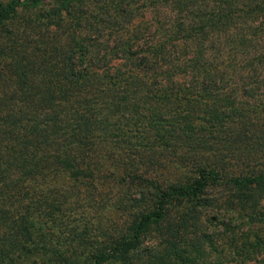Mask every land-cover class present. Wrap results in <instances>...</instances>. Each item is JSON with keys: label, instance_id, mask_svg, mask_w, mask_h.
<instances>
[{"label": "trees", "instance_id": "trees-1", "mask_svg": "<svg viewBox=\"0 0 264 264\" xmlns=\"http://www.w3.org/2000/svg\"><path fill=\"white\" fill-rule=\"evenodd\" d=\"M114 188L118 228L50 243ZM213 208L264 222V0L0 2V264H202Z\"/></svg>", "mask_w": 264, "mask_h": 264}, {"label": "rangeland", "instance_id": "rangeland-1", "mask_svg": "<svg viewBox=\"0 0 264 264\" xmlns=\"http://www.w3.org/2000/svg\"><path fill=\"white\" fill-rule=\"evenodd\" d=\"M9 1L10 0H0V2L3 3H8ZM112 184L116 183L113 182ZM76 191L80 196L77 206L80 203H83L80 205V207L78 206L74 214L72 213L69 215L70 221H68L67 224L69 225L66 228H61V232L58 229H55L57 231L53 234L51 239L52 242L50 241V243L57 247L60 246L64 241L65 243L63 244V248H65V245L69 247L67 244L68 240H70V244H72L71 242L73 240L78 241L79 237L76 238L78 234L77 232L84 227V224L87 226V230L86 228L83 230H86L87 232L88 239L90 240L89 244L92 243L94 245L96 240H102V233L104 231L109 229L115 230V228H118L124 219H126V216L134 210V208L124 205V201H117L119 197L125 200L126 196L128 197V195H125L126 192L130 193L131 190H117L114 188L112 190ZM84 193H86L88 196L85 197ZM186 204V201H181L179 208L183 209ZM201 211L202 212L198 216V221L200 224L199 231L195 235L187 234L185 236L186 239L190 240H192L194 237H197V240H193L198 247V249L193 250V257H197L200 260L199 262L202 264H239V259L245 257L249 258L247 261L249 264H264V261H258L260 258H262V256H264L263 251L258 253L255 251L254 246L251 247V244L258 240L264 241V222L250 226L254 220H248V217H244L246 221H243V217H241V215L226 212L227 215L225 216V214L222 212L217 213L214 208L202 209ZM213 216H215V218H213ZM218 218L223 219L225 223H230L234 232L225 228L223 225H220ZM65 220L67 219H64V221ZM73 224L75 227H70V225ZM62 226L64 225H61V227ZM210 232L215 234L214 242L212 243L215 244V250L209 245L208 242L204 240L203 237V234ZM257 236L262 238L257 239ZM62 238H64V241ZM244 248L245 250L249 249V252H241ZM236 251H238V253ZM11 258H7V264H12L10 262ZM13 262L14 264L31 263V261L21 262L20 258H17L16 262L13 260Z\"/></svg>", "mask_w": 264, "mask_h": 264}]
</instances>
